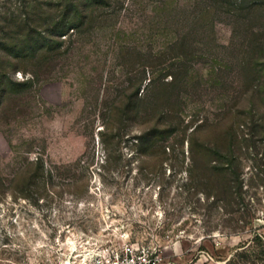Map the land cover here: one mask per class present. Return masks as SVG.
<instances>
[{
    "label": "rangeland",
    "instance_id": "rangeland-1",
    "mask_svg": "<svg viewBox=\"0 0 264 264\" xmlns=\"http://www.w3.org/2000/svg\"><path fill=\"white\" fill-rule=\"evenodd\" d=\"M19 3L0 0V14ZM194 3L176 0L168 11L125 0L93 28L67 36L37 77L15 69L1 78L0 264H89L126 244L153 253V264H264V256L238 255L255 234L264 239L262 187L255 195L245 185L254 198L247 222L233 230L235 221L194 190L186 169L183 129L218 118L233 96L242 94L239 105L245 98L237 65L223 66L236 61L230 23L216 16L214 44L205 45L202 26L188 24L202 8ZM188 29L197 33L195 55L185 60L193 79L181 90L175 128L163 132V151L152 135L164 131L166 117L127 112L112 120L111 112L125 107L121 99L129 102L141 79L144 89L155 54ZM242 167L247 183L255 169L246 154Z\"/></svg>",
    "mask_w": 264,
    "mask_h": 264
},
{
    "label": "trees",
    "instance_id": "trees-1",
    "mask_svg": "<svg viewBox=\"0 0 264 264\" xmlns=\"http://www.w3.org/2000/svg\"><path fill=\"white\" fill-rule=\"evenodd\" d=\"M19 1L14 9L0 14V88L6 87L1 78L15 69L37 77L58 55L67 36L93 28L100 16L106 19L125 4V0ZM151 1L162 5L159 9L172 11L171 4L176 0ZM194 5L202 8L188 24L202 26L200 39L205 45L214 44L216 16H226L230 23L236 61L225 62L223 66L231 69L237 65L235 81L237 79L243 88L245 98L244 104L239 105L242 94L235 95L232 103L223 106L218 118L211 122L202 119L190 130L183 129L190 161L186 169L194 190L202 192L207 201L212 199L211 203L230 215L235 221L233 230H237V227L244 226L238 225L240 220L242 224L247 222L249 204L254 198H247L245 185L255 188V195L259 187L264 192V0H195ZM194 34L197 33L192 29L177 32L164 49L155 54L150 63L152 75L144 89L140 91L141 79L130 103L123 98L121 101H125V107L111 112L112 120L124 117L127 112L145 121H151L152 116L156 119L166 117L164 131L156 128L152 135V146L157 143L163 151L168 146L163 144V132L175 128L173 118L180 115L177 104L181 90L193 79L185 60L195 55ZM168 57L173 61L166 66L163 62ZM3 60L7 65L1 64ZM142 67L144 74L145 64ZM156 70L162 73L157 75ZM167 75L171 76L170 80L165 79ZM25 80L22 83L31 81L29 78ZM196 120L194 117L189 123ZM106 126L111 129V124L106 123ZM140 141L143 142V138ZM244 154L251 159L255 169L247 183L243 177ZM251 243L238 255L254 253L253 260L264 256V239L255 234Z\"/></svg>",
    "mask_w": 264,
    "mask_h": 264
},
{
    "label": "built area",
    "instance_id": "built-area-1",
    "mask_svg": "<svg viewBox=\"0 0 264 264\" xmlns=\"http://www.w3.org/2000/svg\"><path fill=\"white\" fill-rule=\"evenodd\" d=\"M155 259L153 253L144 254L141 253V247L126 244L123 250L113 251L109 256L89 264H153Z\"/></svg>",
    "mask_w": 264,
    "mask_h": 264
}]
</instances>
